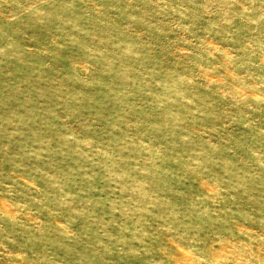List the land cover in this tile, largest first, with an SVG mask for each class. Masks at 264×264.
<instances>
[{"label":"rangeland","instance_id":"1","mask_svg":"<svg viewBox=\"0 0 264 264\" xmlns=\"http://www.w3.org/2000/svg\"><path fill=\"white\" fill-rule=\"evenodd\" d=\"M0 264H264V0H0Z\"/></svg>","mask_w":264,"mask_h":264}]
</instances>
